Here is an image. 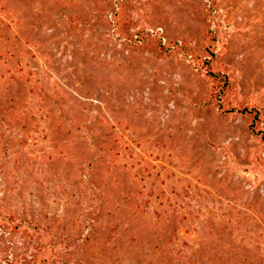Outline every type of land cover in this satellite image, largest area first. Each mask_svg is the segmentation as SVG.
<instances>
[{
  "label": "rangeland",
  "instance_id": "1",
  "mask_svg": "<svg viewBox=\"0 0 264 264\" xmlns=\"http://www.w3.org/2000/svg\"><path fill=\"white\" fill-rule=\"evenodd\" d=\"M117 1L0 0L32 70L21 109L8 110L11 126L0 120V203L51 225L69 264H132L133 238L173 217L157 208L167 198L187 207L180 234L197 247L264 264V178L252 171L264 147L248 117L219 111L185 50L203 52L213 31L242 98L264 105V0H124L130 32L157 34L166 57L115 32ZM16 89L0 79V100ZM99 153L88 181L86 164ZM139 160L159 164L160 175L141 179ZM153 180L149 213H135L134 202L117 208L125 187L137 193ZM35 237L0 223V264H38Z\"/></svg>",
  "mask_w": 264,
  "mask_h": 264
},
{
  "label": "trees",
  "instance_id": "2",
  "mask_svg": "<svg viewBox=\"0 0 264 264\" xmlns=\"http://www.w3.org/2000/svg\"><path fill=\"white\" fill-rule=\"evenodd\" d=\"M123 1L118 0L117 5L111 10L115 32L119 33L121 37L127 38V40L134 41L141 49L151 51L159 57H166L169 48L163 44L162 39L157 34L147 30H140L136 33L130 32V26L127 24L126 18L128 15L124 10ZM72 20L70 22L76 27L80 23L81 16L78 15ZM18 37L10 23L0 16V79L16 82L17 84L16 92L13 95L5 101L0 100V120L4 124V129L9 128L13 122V119L8 117L9 108L14 107L18 111L21 109V85L24 82L27 83L32 77V70L28 68L29 61L26 59L25 49L19 43ZM176 46L179 47L180 45L177 43ZM185 50L188 53L190 52L196 67L199 68L204 78L208 81L211 101L218 107L219 111L225 114L248 117L251 133L261 143V147H264V105L257 101H245L242 98L235 84L234 75L225 65L222 51L218 50L217 34L209 30L208 44L203 52L188 48ZM24 75L26 76L25 79H23ZM27 106L29 105L23 104L24 111ZM4 131L0 132V148L3 150V156L6 154V147L3 145L5 139ZM121 152L122 156L120 158L123 160L125 155L123 151ZM99 154L98 158H92L86 164L85 174L88 181L91 180V177L93 179V175H95L94 166L96 161L101 160L100 158L103 157L101 153ZM119 154L118 152L117 155ZM128 163L126 161L124 167H127ZM252 163V171L256 173V179H263L264 159L253 156ZM158 165L147 166L139 160L137 162V170L141 179L157 178L160 175V171L157 169ZM130 167H134V164H131ZM155 169L159 172L156 173ZM144 171L147 172L146 175L142 174ZM95 184H97V181L94 179L92 180V189L95 188ZM151 185L148 189H141L137 192L138 194L136 189L125 187L118 197L117 208L123 211L127 203L134 202L136 204L135 213H149L150 206L154 205L151 203L153 202L151 198L158 194H155V187H153V185L155 186V180H153ZM143 186L145 187L146 185ZM101 196L102 193L98 190L96 197L101 199ZM167 202L168 205L161 201L157 208L164 207L163 211L165 213L171 211L173 217L165 218L164 221L161 219L163 223L158 221L156 224L157 227H160L159 229L155 231L148 230L134 237L133 241L136 242V248L125 249L127 253L131 250L132 257L130 258L134 259L132 264H243L224 249L204 251L201 247H197L195 238L180 234L182 225L188 223L186 221L187 213L185 214L184 212L187 211V207L183 203L176 205V202L172 205L169 198H167ZM119 210L116 211L117 214L120 213ZM111 213L114 215L113 212ZM95 220L97 221V219ZM95 220L93 224L97 229L101 228V226L97 225V222L95 223ZM0 223L14 230H30L35 234L38 250L41 252L44 250L38 264H69V252L54 242L51 225L42 224L34 216L32 219L24 215L18 216L15 211L3 208L1 203ZM201 243L199 242L198 244Z\"/></svg>",
  "mask_w": 264,
  "mask_h": 264
}]
</instances>
